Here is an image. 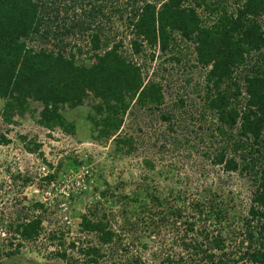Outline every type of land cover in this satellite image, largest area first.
I'll return each instance as SVG.
<instances>
[{"label": "rangeland", "instance_id": "obj_1", "mask_svg": "<svg viewBox=\"0 0 264 264\" xmlns=\"http://www.w3.org/2000/svg\"><path fill=\"white\" fill-rule=\"evenodd\" d=\"M52 1L48 19L56 23L49 41L44 43L49 50L64 48L67 54L74 53L81 63L92 66L91 31L65 32L72 24L90 22L96 26L101 22L104 34L114 41L122 40L124 55L132 56L141 66L145 85H161L164 102L152 112L140 109L133 101L118 134L97 140L87 119L92 97L79 107H63V115L76 127L75 134L41 127L37 123L43 109L40 103L31 104L33 113L8 123L1 116L4 101L0 99V264L82 262L78 250L69 244L81 238L85 248L98 245L96 235L80 231L81 216L95 210L97 216L108 215L112 229L121 238L103 247L101 264H127L134 258L146 264H251L244 257L249 247L244 232L257 183L246 172L226 171L223 165L212 163L223 145L240 140L242 119L227 129V136L222 135L217 113L208 108L218 90L207 81L210 67L197 61L195 44L176 33L170 48L162 52L158 46L150 48L138 39L141 51L133 54L131 41L135 36L128 27L134 7L131 0L103 1L104 16L90 21L94 5L89 0H47L48 4ZM146 1L159 6L167 0ZM216 1L184 0L183 4L195 8L206 24H213L218 17H208L206 4ZM236 1L224 0L228 14L238 9L241 3ZM258 21L264 31V18ZM59 30L60 37H56ZM42 45L37 37L33 46ZM257 72L264 75V48L247 54L244 64L233 68L231 79L220 85V91L240 115L248 108V79ZM3 137L9 140L7 145L2 143ZM118 137L133 138L135 149L131 154L116 150ZM34 145L39 149L30 152L28 148ZM255 148L263 149L264 144L257 143ZM86 171L85 181L78 183L80 178L75 173ZM49 174L56 176L58 189L71 187L68 199L54 191L51 199L45 200V178ZM154 198L162 205L154 203ZM33 202L44 205V211H36L43 216L42 234L36 242L24 243L19 254L7 256L17 244L12 239L10 246L14 233L8 230V223L30 213ZM198 202L205 203L202 214L194 207ZM211 208L222 211L219 219L215 214L207 218ZM172 211H181V216L170 215ZM161 214L167 217L166 223L160 220ZM127 222L137 224L135 232L130 231ZM190 222L194 223L191 230ZM54 233L64 235L67 260L55 257L63 247L51 238ZM207 234L221 236L219 246L208 245L203 238ZM201 240L197 251L194 246Z\"/></svg>", "mask_w": 264, "mask_h": 264}, {"label": "trees", "instance_id": "obj_2", "mask_svg": "<svg viewBox=\"0 0 264 264\" xmlns=\"http://www.w3.org/2000/svg\"><path fill=\"white\" fill-rule=\"evenodd\" d=\"M103 1L108 0H89L88 3L94 5L89 21L104 16ZM183 1L167 0L158 6L146 0H131L134 7L129 13L128 27L135 36L131 41L133 54L141 51L142 44L138 39L150 48L158 46L166 52L173 43L174 34L180 33L184 39L195 44L198 63L205 68L210 67L207 81L218 92L210 99L208 108L217 113L222 135L227 136V129L233 128L238 119H242L240 140L223 145L212 163L223 165L226 171L246 172L255 179L257 187L245 220L244 235L249 247L244 257L251 264H264V148H255L257 143L264 144V75L257 72L248 79V108L242 115L231 106L228 96L220 91V85L231 79L233 68L244 64L247 54L264 48V31L258 21L264 18V0H237L241 4L232 14H228L224 0L207 2L208 17H218L213 24H206L196 9L186 7ZM52 6L54 1L48 4L47 0H0V99L4 101L1 116L6 122L13 123L15 117L33 113L31 104L40 103L43 109L37 123L41 127L48 130L59 128L67 134H75L76 127L63 115V107H79L92 97L93 106L87 119L93 126L96 139L104 140L118 134L133 101L140 109L152 112L160 109L164 102L161 85L155 82L145 85L141 66L133 61L132 56L124 55L122 40L114 41L104 34L105 27L101 22L96 26L90 22L72 24L65 32L66 35L91 31L89 51L94 52L95 60L92 66L81 63L78 56L67 54L64 48L49 50L44 43L49 41L52 26L56 23L55 19H48ZM55 27L60 29L58 24ZM59 35L60 30L55 36ZM37 37L43 42L40 48L33 46ZM1 141L5 145L9 143L5 137ZM39 147L34 145L28 149L35 152ZM115 148L131 154L135 149L133 138H116ZM55 178L54 174H49L45 180L49 184ZM25 181L30 180L27 178ZM153 201L162 205L158 199ZM204 206L205 203L198 202L194 207L202 214ZM31 209L30 213L19 216L16 222L8 223V230L14 233L10 246L13 247L12 239H16L17 244L7 252V256L19 254L24 243L36 242L40 238L44 220L42 214H36V211H44V205L33 202ZM181 213L172 211L170 215L180 217ZM212 214L219 219L222 211L215 212L211 208L207 218ZM97 215L98 210L83 214L80 231L96 235L98 245L85 248L81 238L69 244L70 248L78 250L83 259L82 262L78 260V264H101L105 257L103 247L121 241L112 229L108 215ZM160 220L166 223L167 217L161 214ZM126 224L130 226V231L137 229L136 223ZM193 225L192 222L188 224L190 230ZM60 234L51 236L63 247L55 252V257L67 260L64 235ZM203 238L208 245L219 246L221 236L207 234ZM204 240L194 246L197 251ZM127 264L146 263L134 258Z\"/></svg>", "mask_w": 264, "mask_h": 264}, {"label": "built area", "instance_id": "obj_3", "mask_svg": "<svg viewBox=\"0 0 264 264\" xmlns=\"http://www.w3.org/2000/svg\"><path fill=\"white\" fill-rule=\"evenodd\" d=\"M81 174L78 175L77 173H75L76 176H78L80 179L78 180V183L80 181H82V183L85 181V178H86V175L88 174V171L86 172H80ZM86 183V182H85ZM77 185H80V184H77ZM85 186V184H84ZM58 183L56 181H51L48 186H47V189H46V192H45V200H49L51 199L52 197V193L55 191L57 193V195H61V198H65V199H68L70 197V192L72 191L71 190V187L69 186H65L64 189H58ZM45 191V190H44ZM43 191V192H44ZM55 195V196H57ZM54 196V197H55ZM43 203V202H42Z\"/></svg>", "mask_w": 264, "mask_h": 264}]
</instances>
